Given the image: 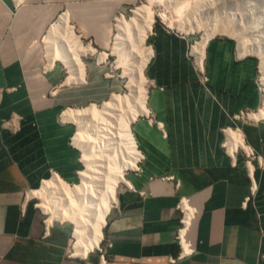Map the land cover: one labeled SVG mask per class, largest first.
I'll return each instance as SVG.
<instances>
[{"label": "crops", "instance_id": "obj_1", "mask_svg": "<svg viewBox=\"0 0 264 264\" xmlns=\"http://www.w3.org/2000/svg\"><path fill=\"white\" fill-rule=\"evenodd\" d=\"M36 1L0 0L10 31L23 41L0 42V264H264V170L222 146V129L238 127L264 157L257 59L230 36L192 42L160 24L148 37L145 108L130 122L135 165L116 187L99 243L71 255V221L45 230L30 192L53 175L77 183L83 164L72 143L75 124L61 113L96 86L87 82L108 74L86 59L78 82L61 83L64 71L46 67L44 45L36 42L52 12ZM29 40L30 56L42 50L44 75L30 73L23 58ZM240 111L249 119L233 117ZM181 197L196 213L188 232L193 251L177 258Z\"/></svg>", "mask_w": 264, "mask_h": 264}, {"label": "rangeland", "instance_id": "obj_2", "mask_svg": "<svg viewBox=\"0 0 264 264\" xmlns=\"http://www.w3.org/2000/svg\"><path fill=\"white\" fill-rule=\"evenodd\" d=\"M34 4L46 6L52 12L46 24L42 26L40 35L36 38V42L39 45H44L39 38L45 32L48 23L55 20L61 12L67 11L68 23L72 26L73 35L77 37H72L70 40L74 41L77 48L83 50L85 47L89 48L88 50H84V52L80 51L79 58L83 63L86 59L100 61L98 64L103 65L105 71H107L108 75L102 82L96 80L87 82L89 85L96 84V86L90 88L86 96L76 99L71 98L73 100L72 103L66 105V107L73 109L87 107L92 103L99 107L101 102L106 100L111 94H118L120 96L127 94L128 100H123L117 111L120 119L128 115L130 116L133 112L140 109L139 101L143 100V96L145 102L147 88L144 75L146 61L144 62V59L146 51L149 49L148 37L156 24L186 35H196L198 39H205L214 35L230 36L236 41L242 52L256 57L258 65L260 62L259 66H261L262 62L264 63V0H38ZM138 6H146L148 11L150 10L152 15L150 30L146 33L141 44L136 41L135 35H132V37L130 36L129 39H126L124 45L119 50H114L112 47L114 45L113 41H115L114 36L117 33L115 30L117 19L128 20L132 17L133 10ZM162 14H165L166 17H161ZM9 20V16L5 15L0 7V42L12 47H20L23 44L22 38H16L17 34L12 30L10 31ZM206 35L209 37H206ZM29 43L30 40L27 43L28 47L23 58L28 63L30 73L38 71V73L44 75L42 71L45 72L47 69L44 68V59L41 57L42 50L38 52V56L34 59V57L30 56L29 50L33 43L31 46ZM95 45L103 46L104 48H96ZM261 57L263 60L261 59L260 61ZM143 62L144 66L141 71V77L137 75L134 78L136 84L132 88V91H130L127 83L130 78L129 71L131 66L135 65L137 68ZM259 66L257 78L262 89L264 85L261 80V67ZM52 67L62 68L64 71L61 83L65 87L78 82V79L68 83L64 82L67 70L60 61L55 60ZM100 93L104 95L101 96ZM144 108L137 112L135 117ZM74 124L76 127V123ZM109 127L115 130L113 124H109ZM91 144L93 145V153L95 145L94 142H91ZM116 149L117 151H110L127 159L125 148L120 147L118 144ZM79 153L81 155L82 151ZM118 155L114 156V159H110V163L118 159ZM98 158H96L97 161H99ZM84 169L85 165L83 163L81 170ZM30 195L40 206L43 200L41 195ZM41 210L45 211L43 208ZM49 214L48 212L47 214H43L44 218L49 216ZM57 220H53L52 223L58 222ZM70 225L73 228V225ZM74 241L75 239L71 238L70 251L72 250L71 247Z\"/></svg>", "mask_w": 264, "mask_h": 264}, {"label": "bare ground", "instance_id": "obj_3", "mask_svg": "<svg viewBox=\"0 0 264 264\" xmlns=\"http://www.w3.org/2000/svg\"><path fill=\"white\" fill-rule=\"evenodd\" d=\"M161 17L165 18L166 16L162 14ZM67 18L66 13H60L49 25L43 37L46 67H50L55 60L60 61L67 70L65 83L79 79L83 75V63L79 55L80 51L84 52V50L89 49L87 47H83L84 50L77 48L74 41L70 40L76 36L73 35L72 26L69 25ZM151 25L150 10L148 11L146 6L136 7L132 17L128 20L117 19L115 24L117 33L114 36L115 41H113L112 48L119 50L126 39L132 35H135L136 41L141 44ZM149 53L150 49L146 51L144 62L148 60ZM261 59L262 57L260 61ZM144 62L139 64L137 68L130 64L132 66L127 83L130 91L136 84L134 78L137 75L141 77ZM259 67H261V80L264 85V63L262 62ZM262 92L263 106L258 115L263 118L264 87H262ZM126 99L127 94L124 96L111 94L101 102L99 107L92 103L80 109L70 107L64 109L61 118L76 123V132L72 143L82 151L81 159L85 165V169L79 174L80 182L74 186H67L61 183L56 175H53V178L44 180L39 188L30 192L35 196L41 195L43 199L40 204L41 208L51 214L46 219L48 225L54 219L60 221L68 219L73 223L75 241L72 245V251L79 255H85L99 243L101 228L110 203L115 197L116 187L123 180L124 170L135 165L136 157L134 156V141L130 132V122L137 112L144 108V97L142 96L143 100L139 101V110L120 119L117 111L123 100L126 101ZM109 124H113L115 130L110 129ZM228 135L234 143L240 141V137L236 133L230 131ZM91 142H94L95 145L93 153ZM118 144L125 148L127 159L111 152L117 151ZM116 155H118V159L110 163V159H114L113 157ZM97 157H99V161L96 160ZM45 211L43 213L47 214Z\"/></svg>", "mask_w": 264, "mask_h": 264}, {"label": "built area", "instance_id": "obj_4", "mask_svg": "<svg viewBox=\"0 0 264 264\" xmlns=\"http://www.w3.org/2000/svg\"><path fill=\"white\" fill-rule=\"evenodd\" d=\"M248 115L249 113L240 111L239 113L233 115V117L238 118V119H249ZM230 131L236 133L240 137V141H237L236 143H234L228 135ZM222 132L224 134V141L222 143V146L226 153H228L232 157L234 153H236L237 151H241L245 157V162L248 165V167H250L254 162L257 164L259 168L264 170V157H262L260 154L254 151L253 148H251L248 144L245 143L243 136L241 134V131L238 127H225L222 129ZM51 178H53V176ZM56 178H58V180L61 183L66 184L67 186H70V185L74 186L76 184V183H69L61 179L57 175H56ZM250 178L252 179L251 174H250ZM79 182H80V178H79L78 183ZM251 184H252L251 191H254L255 185L253 183V179L251 180ZM36 206L38 207L39 210H41V207L38 205L37 202H36ZM176 208L179 212V218H178L179 226L175 233V240L178 243L179 249H180L177 258H182L184 256L191 254L193 251L192 244L188 238V232L190 229L192 219L195 216L196 209L190 205L189 200L186 197H181L179 199L176 205ZM47 217L43 219L45 230H47L49 226L46 223ZM69 254L73 255V251L71 250ZM174 261H175L174 258L169 259L170 263Z\"/></svg>", "mask_w": 264, "mask_h": 264}, {"label": "water", "instance_id": "obj_5", "mask_svg": "<svg viewBox=\"0 0 264 264\" xmlns=\"http://www.w3.org/2000/svg\"><path fill=\"white\" fill-rule=\"evenodd\" d=\"M189 39L191 40V41H195V40H197L198 39V37L196 36V35H190L189 36Z\"/></svg>", "mask_w": 264, "mask_h": 264}]
</instances>
